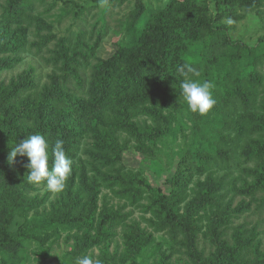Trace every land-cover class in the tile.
<instances>
[{
	"label": "trees",
	"instance_id": "trees-1",
	"mask_svg": "<svg viewBox=\"0 0 264 264\" xmlns=\"http://www.w3.org/2000/svg\"><path fill=\"white\" fill-rule=\"evenodd\" d=\"M37 1L45 0L0 1L1 260L25 264L34 244L32 253L45 262L67 231L73 256L97 247L104 264H125L151 244L152 233L168 231L194 264H264L257 240L264 232V39L233 40L222 24L261 15L264 0H167L141 27L144 2L132 0L124 14L127 40L114 41L106 58L98 50L108 5L128 0H92L101 9L95 25L61 37L46 19L56 1L44 17L34 14ZM69 13L50 15L59 21ZM87 14L82 7L73 13L84 25ZM25 54L49 69L46 80L32 65L1 79ZM182 65L195 70L187 78L213 86L216 102L205 114L191 112L181 96ZM32 134L50 145L62 139L73 161L64 190L47 207L49 193L30 195L37 183L28 182V158L8 162L11 148ZM127 152L141 156L136 169L125 165ZM158 158L170 170L153 182L143 169ZM102 190L117 202L100 200ZM252 211L261 223L230 228ZM134 212L152 232L129 224ZM16 216L23 224L10 231ZM119 230L130 252L108 258Z\"/></svg>",
	"mask_w": 264,
	"mask_h": 264
},
{
	"label": "rangeland",
	"instance_id": "rangeland-1",
	"mask_svg": "<svg viewBox=\"0 0 264 264\" xmlns=\"http://www.w3.org/2000/svg\"><path fill=\"white\" fill-rule=\"evenodd\" d=\"M54 1H56V6L51 9L49 13L46 12V10L49 9L48 7L50 3ZM166 1L167 0H143L145 6V15L141 19L138 26L141 27L143 23L148 20L151 14L159 11L164 6ZM132 4L133 1L128 0L123 5H108L105 17L108 28L107 36L102 40V44L100 45V48L98 50V54L103 58L108 57L115 51L114 41L127 40L123 25L125 20L124 14L131 10ZM32 5L34 6V14L41 13L44 17L48 13L46 15V19L51 26V33L57 35L58 37L68 35L71 31H77L80 29L86 30L87 28L89 30L93 25H95L96 17L99 13H101V9L98 8L96 4L92 2V0H45L42 2H33ZM80 7L88 10V14L86 15L87 25H84L85 23L83 20L85 18L77 19L73 15L74 12H78V9ZM67 11L70 13L63 16L59 21H56L55 18L51 17L50 15L60 14L61 12L63 13ZM228 20L229 19L223 20L222 24L228 28L230 37L233 40H239L245 44L254 45L259 40L264 39V9L261 15L250 13L245 15V17L239 21L231 19L233 21L231 24L228 23ZM99 27L100 25L97 26V28ZM32 40H34V38L30 35L29 41ZM30 65H32L37 73L42 76L41 82H44L46 80L44 76L49 72V69L45 68L42 65L40 59H37L32 54L22 55V60L20 61L19 65H17L12 71H4L2 73L1 79L7 80L11 75L16 76L19 73L27 70L28 66ZM157 147L165 151V147H163L161 143L157 144ZM164 151L161 153L162 155L165 154ZM125 155V165L130 168L136 169L139 165L138 163L141 159V156L132 152H127ZM148 164L150 166L143 169L144 175L153 182L156 180V176L165 177L169 174L170 169L169 167L165 166L162 158H158L156 161H151ZM46 193H49L48 201L45 204L47 207L48 203L53 202L57 198L58 194L50 192L47 189L46 184L37 183L35 185V190L32 191L30 195L38 196L39 199H42ZM105 195L108 196V199L110 198L109 200L112 203L117 202L115 198H111V194L106 190H102L99 197L100 200L102 199V196ZM239 201L240 198H236L233 202V207H235ZM127 210L128 208L126 209V211ZM41 212L42 211H40V213ZM33 213L34 212L30 213L29 219H32L34 217ZM129 220V224L137 222V226L138 228H140V231L145 230L147 233L152 232V230L147 227V225L140 219V212H134ZM260 221L261 220H259L258 213L256 214L253 211L246 212L243 215H240L239 218L234 219L233 223L230 225V228H234L237 225L242 224L243 222H251V224L247 226L248 229H251L255 223H261ZM21 224H23V219L16 216L10 227V231H15L16 228ZM124 234V230L118 231L115 240L108 246V258L114 256L115 258L118 257L119 259L120 257L129 254L130 244L125 243V241L123 240ZM151 236V240H153L151 244L144 247L138 255H135L132 260L127 261L125 264H194L193 257L189 255L190 251L185 250L178 243L179 239L174 240L168 231L158 234L152 233ZM259 239L262 242L261 247L264 248V232L259 234L257 240ZM73 244V234L71 233V235L68 236V232L63 231L61 232L60 237L55 241V243L53 242L50 247V258H48L45 262L38 261L37 255L32 253V251L36 248L33 244L26 252V256L24 255V257H26L25 264H75L76 259L82 255H90L95 259L101 260L102 264H104L102 255L100 254V251L97 247H94L85 254H78L77 256H73L71 253H69V248L70 246H73ZM204 247H206V249ZM198 248H204L207 252L209 246L204 245L201 241H199ZM161 260L163 261L160 262ZM0 264L6 263H4L0 258Z\"/></svg>",
	"mask_w": 264,
	"mask_h": 264
},
{
	"label": "clouds",
	"instance_id": "clouds-1",
	"mask_svg": "<svg viewBox=\"0 0 264 264\" xmlns=\"http://www.w3.org/2000/svg\"><path fill=\"white\" fill-rule=\"evenodd\" d=\"M232 22L231 19L228 20L229 24ZM177 70L185 77L180 82V89L188 109L193 113H207L216 102L211 92L212 84L187 78L188 73L195 74L191 67L182 65ZM63 145L62 139H57L50 145L42 135L32 134L11 148L8 162L11 164L17 155L26 156L29 161L25 165L28 169V182H45L50 192L58 194L64 190L73 167V161L66 155ZM49 152L52 155L51 168ZM75 264H102V261L90 255H82L76 259Z\"/></svg>",
	"mask_w": 264,
	"mask_h": 264
}]
</instances>
